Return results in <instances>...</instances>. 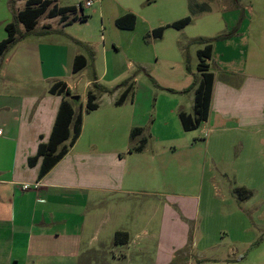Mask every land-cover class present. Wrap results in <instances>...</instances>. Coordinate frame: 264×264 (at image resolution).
<instances>
[{
    "label": "crops",
    "instance_id": "0c3cea01",
    "mask_svg": "<svg viewBox=\"0 0 264 264\" xmlns=\"http://www.w3.org/2000/svg\"><path fill=\"white\" fill-rule=\"evenodd\" d=\"M25 1L0 0V14H3L0 18V28L3 30L0 40L6 37V25L14 20V15L23 8ZM52 1L58 6H75L76 12L66 14L65 20L59 15L49 17L43 14L30 33L15 43L17 59L14 71L16 69L17 78L4 70V56L12 47L2 56L0 79L2 73L6 72V81L4 85L0 83V92L5 97L15 93L7 84L9 80L15 77L22 82L24 77L31 78L25 76L27 73H21L22 69H27L30 65L33 67L34 62L38 67L40 64L42 66L44 54L39 48L44 46H48L51 53L56 48L59 51L50 60L51 63H58L64 56L63 53H66L71 72L77 77L88 68L92 71L83 80L86 99L88 90L94 91L92 84H98L97 81L108 71L113 73L114 79H118L131 71L134 63H140L145 70L144 63L152 53L156 61H166L170 55V62H182L181 47L173 42L166 43L163 39L169 28L174 30L170 34L177 35L185 26H167L160 37H153L151 34L153 29L180 19L172 16L179 10V5L173 0H169L165 17L153 23L147 20L140 33L134 31L138 17L137 6L131 3L126 6L118 4L112 11L113 24L117 18L127 13H133L136 18L133 28H120L115 24L117 28L128 32L129 41L122 45L115 40L117 33L113 30L107 33L102 20L95 37H79L69 31L68 26L72 24L70 19L73 15L79 16L81 8L78 4H83L84 0ZM220 1L223 7L229 3V0ZM242 1L235 0L237 7L232 9L233 12L242 8ZM100 2L99 10L103 15L104 0ZM257 9L264 12V3H258ZM41 18L44 19L40 28H37ZM52 20H56L59 27H53L50 23ZM226 24L228 27L234 26L229 21ZM262 26L263 34L261 33L260 38L264 46V23ZM18 28L25 32L21 23ZM233 33L232 36L238 34L236 30ZM54 36H58V39H54ZM49 38L52 40L49 41ZM28 48L30 52H25ZM112 48L117 53L121 49L124 53L133 52L126 55V58L132 60H122L116 55L118 61L111 60L108 63L106 56L110 52L114 53ZM138 52L144 60L134 57ZM77 55H84L86 64L73 72ZM263 56L264 47L255 49L252 53L245 43L244 54L237 66H231V61L230 66H215L216 69L212 70L206 60L208 71L213 74V82L208 116L196 128L200 130L199 141L192 142L189 138H182V132L188 131L183 129L179 117L180 112L191 116L194 114L196 86L188 89L193 81L182 88L171 87L165 93L160 91L154 97V108L147 121L146 112L139 109L133 95H127L120 104L116 103L125 86L110 93L94 91L95 100L109 94L107 102L102 104L94 100L97 107L89 112L84 111L85 105L82 102L80 111L73 106L75 112L82 113L80 134L60 160L40 178L38 175L42 158L39 157L32 166L28 164V159L36 154L39 143L48 140L61 101L73 99L62 93L49 91L57 81L66 84L59 77L61 75L57 78L56 73L44 74L40 72V68H36L39 72L31 79L36 83L44 82L42 92H19L16 116L8 117L6 113L4 119L0 118V264H103L104 259L108 263L119 258L118 256L127 258V254L119 250L120 245H136L137 254L145 255L148 251L147 241L155 239L156 264H172L177 258L181 259V264H192L197 255L182 251L189 241H193L196 246L200 240L197 237L199 234L206 240L209 238L208 233L204 235L205 231L202 232L201 224L197 223L201 213L199 198L195 193L188 192L190 187L178 177L184 170L191 168V165H195V169L199 165L195 150L193 151L198 144H216L220 136L226 135L228 131L253 136L248 139L249 144L261 142L262 137L257 136L264 131V74L260 73V69H263ZM211 57L212 50L209 60ZM197 74L194 80L196 83L201 78L198 69ZM184 96H187L186 106ZM159 98L166 101H159ZM157 121L167 131L163 135L157 136L152 132ZM132 131H135L133 138ZM147 132H150L149 139L145 135ZM248 142L242 145V149ZM140 144V150L130 151ZM206 156L203 157L210 158L209 154ZM181 157L187 160L183 165ZM24 185L27 187L24 188ZM239 187L247 189L244 183ZM249 189L247 190L251 195L248 198L232 196L227 201L218 203V213L224 214L221 219L225 220L227 216L228 220L236 218L234 224L238 228L242 227L248 238L237 257L232 248L231 253L215 259L219 264H248L250 255L255 251L253 259L264 257L261 250L252 251L264 244V241L254 244L264 233V229L263 224L258 226L257 222L254 223V214L251 212L264 210V194ZM159 194L164 197L161 208ZM151 197L156 199L152 200ZM256 198L254 203L252 200ZM132 199L138 200L133 202ZM140 199H146L147 202L142 206ZM134 208L137 210L133 211ZM156 215L160 219L158 233L151 234L148 232L150 222ZM229 231L222 225L215 231V239L228 238ZM116 232L123 233V242L115 240ZM182 258L185 260L182 261ZM200 260L202 259H195L196 262ZM256 264H264V260Z\"/></svg>",
    "mask_w": 264,
    "mask_h": 264
},
{
    "label": "rangeland",
    "instance_id": "374dc122",
    "mask_svg": "<svg viewBox=\"0 0 264 264\" xmlns=\"http://www.w3.org/2000/svg\"><path fill=\"white\" fill-rule=\"evenodd\" d=\"M99 1L100 0H93L92 6L86 8L83 7V11L87 15L86 20L82 22L78 20L72 22V24L68 26L69 31L79 37H85V35L95 37L97 32H99L98 28L101 26L102 20L103 24L106 26L107 33H110L113 30L114 33H117L115 35V40L120 45L127 44L129 41L127 36L128 32L117 28L115 24H113L111 18L112 11L115 10L114 8L118 4L126 6L131 3L137 6L136 16L138 17L136 30L134 31L139 33L142 32L141 28L145 25L144 23L147 20L153 23L154 21H159V19L165 17V13L168 11L167 8L169 7V0H104L102 3L104 14L101 15L99 10L101 2L99 3ZM173 1L176 5H179V10H177L172 16L180 18L190 16L191 21L181 30L180 33H177V35L170 34L174 33L172 32L174 30L169 28L163 41L166 43L173 42L181 47L182 62L180 64L170 62V55L167 56L166 61H156L155 56H153L152 53L149 59H146L147 61L144 63L145 70L139 65L140 63H134L132 70L125 73V76L114 79L113 73L108 71L106 75L97 81L99 85L108 89H113L123 80L128 77H133L132 95L135 97L139 109L146 112V121L154 108V105H152L154 97H156L160 91L165 93L164 91L171 87L182 88L183 86L190 84L198 76L197 64L199 59L197 50L202 49L204 43L196 42L197 39L213 40L211 41L212 57L211 60L207 59L212 70L216 69L215 66H230L231 61H233L231 66H237L240 63V58H242V55L244 54L245 43L247 44V49L252 53H254L255 49L258 50L261 49V47H264L262 46L263 42L260 38L262 33L261 30H263L262 24L264 23V12L257 9L258 3H264L263 0H243L242 8H239L237 12L232 11V9L237 7L235 6V0H229L226 7H223L220 0ZM83 11L81 10V12ZM2 16L3 14H0V18H2ZM43 19L44 18H41L39 20L37 28H40ZM228 21L234 23V26L228 27L226 24ZM50 23L53 27H59L56 20H52ZM234 30L238 33L236 36H232L234 35ZM2 33L3 30L0 28V35ZM221 35L228 36L222 39H216V37ZM53 38L57 40L58 36H54ZM46 40H48V37H46ZM51 40L52 38H49V41ZM135 40L137 39L135 38ZM42 43L43 42H41V44ZM11 47L10 51L4 56L6 60H4V70L8 71L9 75H15L16 77V69L14 71V67H16L15 61L17 58H15V51L17 47L15 46V43ZM39 50L44 54V63L42 66L40 64V67H38L36 62H34L33 67L30 65L27 69H22L21 73L25 72L29 74H26L25 76L33 78V76H36L35 74H38L39 72L36 68H40L41 73H51L53 75L56 73L57 78L58 75H61L59 77L66 82L69 90V93L63 91L62 94L65 97L80 96V99H77L74 101L76 103H73L76 110L80 111V103L82 102L83 105H85L87 102L85 97L86 86L84 85L83 80L88 78L92 71L88 68L81 73V76L77 77L71 72L70 61L67 60L66 53H63L64 56L60 58L58 63H51L50 60L54 59L56 54H59L57 48L53 53L49 52L50 48L48 46L41 47ZM25 52H30V48ZM131 53L133 52L124 53L122 49L121 52L117 53L114 49V53L110 52L106 58L108 63H110L111 60L118 61L116 59L118 56L122 60H132L131 58H126V55ZM134 57L142 58V60H144V57L139 52L135 53ZM262 68L263 69H260V73L264 74V61ZM109 70L111 71V69ZM5 73L6 72L2 73V78L0 79L2 85H4V82L6 81L4 77ZM15 77L7 83L15 93L7 94L5 97V95L0 92L1 119L5 118L6 113L8 117L16 116L15 113L17 112L19 105L17 99L20 95L19 92H42L41 86H44V82L36 83V81H33L31 78L27 79L26 77H24L21 82ZM18 86L23 87V89H20ZM93 86L94 85L92 84L91 87ZM108 95L109 94H105L101 99L98 97L95 101L104 104L107 102ZM186 99L187 96H184L183 102L185 106ZM159 101L165 102L166 100L164 101V99L159 98ZM155 112L156 110L153 111V113ZM158 122L159 121H157L155 127L152 128L153 134H156L157 136H159L158 134L163 135L167 132L166 130L164 131V127ZM149 133L150 132H147L145 134L148 139L150 138ZM182 133V138L184 140L189 138L192 142L199 141V129ZM221 136L223 137L221 138ZM221 136V140H217L219 142H216V144L212 142L206 144V146L202 143L198 144V147H196V149L194 148L193 151L195 150L194 153L197 156L196 162L199 163V165L196 166V169L195 165H193V167L191 165V168L184 170L178 177L183 184L190 187L188 192L195 193L199 198L201 213L198 217L197 223L201 224L202 232L205 231L204 235L205 233H208L207 238H209V240H206L205 237L199 234L197 237H199L200 240H198L196 246L193 241H189L182 251L185 254L194 253L197 255L192 264H219L215 259H220L226 256L227 253H231L232 248H234V252H236L235 256L237 257L243 250V243L248 240L247 233L243 232L242 227H236L237 225L234 224L236 218L233 217L228 220L227 217L229 216H227L225 220L221 219L224 214L221 212L218 213V203L227 201L232 196L241 199L248 198L251 195L249 188L256 191L258 190V192L260 191L264 194V131L257 136L262 137V140L260 143L256 144H249L248 142V139L253 136H244L243 134H237L234 131H228L226 135L222 134ZM246 142H248L247 145L242 149V145ZM204 151V155L206 156L209 154L210 158H206L207 156L203 157ZM181 159L182 165L187 162L183 157H181ZM241 183L246 184V188L249 190L239 187ZM159 196L161 197V205L159 208H161L162 202H164V197L162 194H159ZM151 199L153 200L156 198L151 197ZM137 200L138 199H132L133 202ZM140 200L142 206L143 203L147 202L146 199ZM252 201L255 203L257 198ZM135 210L137 209L134 208L133 211ZM254 211H251L252 214H254V223L257 222L258 226L263 224L262 229H264V210L259 211L260 215L258 211ZM151 212H153L152 209ZM159 221L160 219H158L156 215L150 222L148 232L151 234L155 232L158 233ZM222 225L230 230L229 236L224 240H217L215 239V231ZM209 236H211V238ZM147 242H149L147 245L148 251H146L145 255L137 254L135 247L137 248L138 246L136 245H133L132 247L120 245L119 250L122 251V253L127 254V258L118 256L119 258L114 261H109L108 263L105 262L106 260L104 259L103 264H156L154 253L157 241L155 239ZM256 249L264 252V244H261L259 248H254L252 251ZM255 253L256 251L251 254L252 256L250 255L248 264H256L257 262L264 260V257L253 259V255H256ZM196 258L202 260L196 262ZM183 260L185 259L182 258V261ZM251 260H254L255 262ZM180 262L181 259L177 258L172 264H181Z\"/></svg>",
    "mask_w": 264,
    "mask_h": 264
},
{
    "label": "trees",
    "instance_id": "16d2710c",
    "mask_svg": "<svg viewBox=\"0 0 264 264\" xmlns=\"http://www.w3.org/2000/svg\"><path fill=\"white\" fill-rule=\"evenodd\" d=\"M79 7L81 3L78 4ZM81 8V7H80ZM82 10V8H81ZM75 6H58L52 0H26L22 9H20L15 15L14 20L8 23L5 27L7 35L4 39L0 40V62L2 56L9 50V48L19 40L25 38L30 31L34 28L37 20L40 16L45 14L46 16H60L62 20L67 19L68 13H75ZM87 15L80 12V15H73L70 19L72 22L75 20L84 21ZM135 15L133 13H127L115 20V24L120 28H133L135 24ZM191 21L190 16H184L169 25L159 26L152 30L151 34L153 37H160L167 26L182 28L186 26ZM21 23L24 27L25 32H21L18 28V24ZM228 35H221L216 37V39H222ZM212 39H197L196 42L204 43L202 49L197 50L198 64L197 69L200 72V80L198 83L192 82L190 88L195 87L193 116L186 114L184 112L179 113L180 121L182 127L185 131H190L198 128L200 123L206 120L210 105V94L213 82V74L208 71L207 59L210 58L212 46ZM80 44V43H79ZM83 46V45H81ZM86 48V47H85ZM86 64V57L84 55H77L73 63V72L80 70ZM125 86L120 97L117 99L116 103L120 104L127 95H132L133 87V77H128L117 85L113 89H108L97 83H94L95 91L99 92H112L114 89ZM49 91L51 93H62L69 90L66 84L62 81H57L53 83ZM95 100L94 91L88 90L87 92V102L85 104V112L94 110L97 107ZM76 100L63 99L59 105L57 115L50 133V136L46 142H41L38 145L37 152L34 156L29 157L28 164L30 166L34 165L39 157L42 158L39 175L40 178L43 176L60 158L67 152L68 148L73 145L75 140L81 131L82 113L75 112L73 108V103ZM135 136V131L131 132V137ZM67 141V143H65ZM141 144L133 147L131 150H140ZM239 195V194H238ZM122 232L115 233V240L117 242H123ZM264 241V234H262L254 244Z\"/></svg>",
    "mask_w": 264,
    "mask_h": 264
},
{
    "label": "built area",
    "instance_id": "2783aa9c",
    "mask_svg": "<svg viewBox=\"0 0 264 264\" xmlns=\"http://www.w3.org/2000/svg\"><path fill=\"white\" fill-rule=\"evenodd\" d=\"M93 4V0H84L83 4H81V8L83 10V7H90ZM0 133H1V129H0ZM27 186L24 185V188H26Z\"/></svg>",
    "mask_w": 264,
    "mask_h": 264
},
{
    "label": "water",
    "instance_id": "95a60500",
    "mask_svg": "<svg viewBox=\"0 0 264 264\" xmlns=\"http://www.w3.org/2000/svg\"><path fill=\"white\" fill-rule=\"evenodd\" d=\"M71 99L77 100L78 99V96H71Z\"/></svg>",
    "mask_w": 264,
    "mask_h": 264
}]
</instances>
